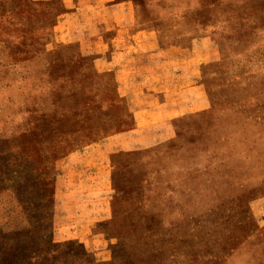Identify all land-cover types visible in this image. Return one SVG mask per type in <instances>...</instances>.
Segmentation results:
<instances>
[{"label": "rangeland", "instance_id": "374dc122", "mask_svg": "<svg viewBox=\"0 0 264 264\" xmlns=\"http://www.w3.org/2000/svg\"><path fill=\"white\" fill-rule=\"evenodd\" d=\"M0 264H264V0H0Z\"/></svg>", "mask_w": 264, "mask_h": 264}]
</instances>
